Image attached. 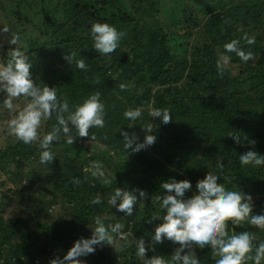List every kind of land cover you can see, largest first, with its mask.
Masks as SVG:
<instances>
[{"label":"trees","instance_id":"trees-1","mask_svg":"<svg viewBox=\"0 0 264 264\" xmlns=\"http://www.w3.org/2000/svg\"><path fill=\"white\" fill-rule=\"evenodd\" d=\"M9 1L16 6L12 11L19 10L21 3L29 5L26 0ZM186 1L179 5L175 2L171 21L166 25L162 19L169 15L164 11L163 0L54 1L65 6L66 11L70 9L67 19L38 26L39 34L30 37L29 45L23 48L32 60L34 82L40 87H56L58 98H67L73 110L89 95L100 92L105 125L89 129V136L94 134L95 139L76 137L72 145L61 136L51 145L55 154L51 163L39 162L37 142L19 141L0 149L1 171H6L8 164H15L24 177L31 174V178L45 181L56 195L54 199L69 205L71 210L69 215L64 213L44 222L45 202L38 198L31 204L19 200L27 204L23 218L7 220L0 215V264H49L53 258H62L76 240L89 237L97 216L106 227L121 224L115 238L122 233L125 236L119 249L96 248L86 256L88 264H139L135 239L144 237L147 243L155 226L161 223L149 219L163 214L155 197L166 191L160 184L168 178L191 181L192 189L185 193L191 196L197 191V180L208 171L214 172L221 183L228 181L231 187L258 199L254 213L264 212V166H241L238 158L249 149L264 154V54L258 55L264 40V0ZM188 3L194 8L190 9ZM92 22H107L124 32L112 54L100 55L92 48ZM196 27L201 33L195 37L191 31ZM260 29L263 30L254 38V46L241 40V46L252 52L253 59L243 62L234 53H225L230 56L229 64L240 65L241 69L232 75L229 66H225L226 70L219 74L216 64L225 52L223 44ZM73 52L76 55L70 63L64 57ZM2 58V63H6L8 58ZM80 59L87 66L85 70L76 67ZM121 84L125 85L123 89ZM137 107L141 117L135 121L124 117L125 110ZM155 108H167L172 119L164 124L158 117L149 116ZM55 122L54 116L43 120V134ZM148 123L153 128L148 134L156 136L155 142L138 152L125 150L120 129L130 135L135 133L136 142H140ZM229 134L239 135L241 142L235 143ZM252 140L255 145L249 143ZM85 142L92 144L89 156L83 152L87 150ZM93 161L102 163L104 171V164L110 162L111 175L106 176L111 184L103 185L99 178L90 175ZM49 166L53 174L46 173ZM9 172L14 174L13 170ZM74 177L80 183L74 184ZM115 187L138 188L147 193L135 205L132 216L116 214L115 208L109 210L108 216L104 214L106 200ZM22 192L10 191L15 197H21ZM97 194L103 201L94 205L91 201ZM40 199L45 201L44 197ZM28 226L40 233V246L30 241ZM243 230L252 233L254 244L264 241V229H257V239L253 226H232L229 222L230 234ZM175 247L177 244L165 240L155 245V254L170 260ZM196 254L201 264H215L210 249L197 247ZM147 255L153 253L149 251Z\"/></svg>","mask_w":264,"mask_h":264},{"label":"clouds","instance_id":"clouds-1","mask_svg":"<svg viewBox=\"0 0 264 264\" xmlns=\"http://www.w3.org/2000/svg\"><path fill=\"white\" fill-rule=\"evenodd\" d=\"M0 31L7 32V29L3 28ZM89 35L93 41L92 48L100 55H109L119 47L124 32L107 22H92ZM241 40L249 47L255 45V39L247 33L239 39L224 43L225 52L219 55L216 64L219 74H223L225 66L230 61V56L225 53H234L243 62L253 59L252 52H246L241 46ZM9 43L13 46L8 53L9 58L6 63L0 64V94L3 95L0 106L10 113H15L7 122V127L10 133L24 144L37 142L40 149L39 162L51 163L55 158L51 145L61 136L66 138V143L72 145L76 137H90L89 129L104 127L106 113L101 93L89 95L82 103L75 105L74 110L70 109L67 98L62 101L58 98L56 87H49L46 84L40 87L34 82L31 72L32 60L19 45L18 38L12 37ZM75 55L73 52L64 58L71 63ZM76 67L85 70L87 66L84 60L80 59L76 61ZM120 87L123 89L125 85L121 84ZM18 97H23L26 101L19 108L14 103V99ZM123 115L126 119L135 121L142 113L137 107L125 110ZM52 116L55 117V124L50 131L41 136L39 131L41 122ZM149 116L158 117L164 124L172 119L167 108L152 109ZM144 128L147 132L140 142H136L138 137L135 133L130 135L120 129L125 150L138 152L155 142L156 136L148 134L153 129L152 124L148 123ZM228 136L235 143L241 142L239 135ZM90 138L95 139V135ZM249 143L255 145L256 142L252 140ZM238 158L241 166H264V154L252 149L240 154ZM89 172L93 178H99L103 185L112 183L100 162L93 161ZM72 182L80 183L75 177ZM160 188L166 191L155 197V201L159 202L163 214L149 220L156 219L161 223L155 226L147 243L144 237L135 239V254L139 258V264H201L196 254L197 247L210 249L212 256L216 258L215 264L264 262V241L254 244L255 238L249 230L238 231L235 234L228 231L229 222L232 226H243L246 223L248 226L264 229V212L260 214L253 212L251 195L243 191L226 189L219 176L211 171L197 180L195 184L197 191L191 196L185 195L186 191L192 189V183L188 179L168 178L160 184ZM146 196L147 193L143 189L115 187L109 194L106 204L114 207L117 212H123L125 216H132L135 205ZM102 201L101 195L97 194L91 203L99 205ZM94 222L96 226L91 228L90 237L76 240L62 258H53L49 264H86V261L79 258L94 253L97 247L112 246L114 243L112 233H120L123 226L117 223L106 227L99 216L94 218ZM165 240L178 244L170 260H166L163 255L155 254V245ZM149 251L153 255H147Z\"/></svg>","mask_w":264,"mask_h":264},{"label":"rangeland","instance_id":"rangeland-1","mask_svg":"<svg viewBox=\"0 0 264 264\" xmlns=\"http://www.w3.org/2000/svg\"><path fill=\"white\" fill-rule=\"evenodd\" d=\"M20 0H14V2H17ZM29 5L26 6L24 3L19 4V10L16 8V11H12L13 7L15 6V3L13 4L9 0H0V29L6 28L7 32L0 31V64L2 63V57H8V53L11 50L12 45H10L9 41L12 37H17L19 45L22 47V49L27 47L29 45V38L33 35L39 34V31L37 33L38 26H41L42 24L49 25L53 23L55 20H58L61 22L62 20L67 19L66 12H69V10L66 11V7L62 6L60 4L55 3L54 1L50 0H26ZM182 4L187 3L186 0H163V8L164 11L168 13L169 16H166L165 19H162L163 24H168V21H171V10L176 6V3ZM190 9L194 8L193 4H190ZM62 6V7H61ZM18 10V11H17ZM30 16V18H28ZM263 30V29H262ZM254 32L250 37L255 38L256 36L261 34V31ZM201 29L200 27H196L192 29V34L196 37L200 35ZM262 49L258 52V55L261 53L264 54V40L261 43ZM24 50V49H23ZM229 66V70L232 72V75H236L239 73L241 66L240 65H230L229 63L226 65ZM243 69V68H242ZM3 98V95L0 94V99ZM26 101L24 99L15 98L14 103L17 105V108L22 107ZM152 106V104H151ZM14 112L10 113L6 108H3L0 106V149L2 147H5L8 144H16L19 142V140L10 133V130L7 127V122L13 118ZM145 130V129H144ZM40 134L42 136L43 134V124L41 123L40 126ZM80 143V142H79ZM35 144V142H33ZM83 146L85 149H87L84 152L85 156H89L91 152H88V149L91 150L92 144L89 142L83 143ZM112 156V154H110ZM106 165L107 169L105 170L106 174L111 175V166L110 162L104 164ZM1 169V167H0ZM38 169V168H35ZM9 170H13L12 174L9 172ZM47 174H53V169L49 166L46 170ZM113 175V174H112ZM46 180H48V176L46 175ZM11 179V181H10ZM45 181L41 179H33L31 178V174L27 177H24V174L20 172V168H17L15 164L11 163L8 164V169L6 171L0 170V215L4 219H11V218H23L25 216V213H23V209L27 205L26 202H22L19 200H27L29 204L32 203V200H41L43 203L46 204L47 213L43 215L42 218L44 222H50L55 220V218L58 215L61 214H71V210L69 205L62 204L59 200H55L54 197L56 195H53L51 192L52 188L47 187L48 184L45 183ZM223 186L226 189L238 191L237 188L231 187L230 183L227 181L225 183H222ZM46 187V189H44ZM15 190H23V192L19 195L21 197H15L12 196V193L10 191ZM10 196L9 198H3L4 195ZM55 194V193H54ZM44 197L45 201L40 199ZM32 198V199H31ZM257 198H252V202L254 207L256 206ZM114 207H110L109 205H106L104 207V214L108 216L109 210H111ZM114 213H119L116 210H114ZM254 227V226H253ZM94 228V227H92ZM255 236L257 239H259L258 236H260L259 231L257 228H255ZM29 239L32 243H34L36 246H40L41 242V236L38 230L34 226H28L26 229ZM89 237L92 234V230L89 229ZM114 243L112 246L105 245L103 247H97V250H107V249H113L116 250L121 247L120 242L122 241L123 237L125 236L124 233H122L119 237L115 238V233H112ZM178 246V244H177ZM79 259H82L86 261V264L90 262L89 257H80Z\"/></svg>","mask_w":264,"mask_h":264}]
</instances>
